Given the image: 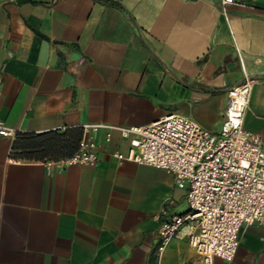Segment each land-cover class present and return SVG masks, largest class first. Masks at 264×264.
Here are the masks:
<instances>
[{
	"label": "crops",
	"instance_id": "obj_1",
	"mask_svg": "<svg viewBox=\"0 0 264 264\" xmlns=\"http://www.w3.org/2000/svg\"><path fill=\"white\" fill-rule=\"evenodd\" d=\"M118 1L0 0V122L17 130L0 135V264H203L187 227L160 249L185 191L115 156L136 145L109 126L178 112L216 131L248 73L244 125L264 142V0ZM72 131L96 142L95 163L58 164L79 144H33ZM215 264H264V227L243 225L234 259Z\"/></svg>",
	"mask_w": 264,
	"mask_h": 264
},
{
	"label": "built area",
	"instance_id": "obj_2",
	"mask_svg": "<svg viewBox=\"0 0 264 264\" xmlns=\"http://www.w3.org/2000/svg\"><path fill=\"white\" fill-rule=\"evenodd\" d=\"M244 1L221 0V5L227 10ZM255 80L246 73L240 83L229 88L224 118L216 131L178 112L147 125L109 126L124 137H133L136 145L127 153L116 151L115 156L166 169L185 191L189 209L163 221L160 249L187 227L189 244L203 264H215L216 258L230 262L239 249L243 225L264 227V142L259 133L244 125ZM16 132L0 122V135ZM110 137L108 133L106 139ZM97 160L96 142L85 137L76 152L58 164H91Z\"/></svg>",
	"mask_w": 264,
	"mask_h": 264
},
{
	"label": "trees",
	"instance_id": "obj_3",
	"mask_svg": "<svg viewBox=\"0 0 264 264\" xmlns=\"http://www.w3.org/2000/svg\"><path fill=\"white\" fill-rule=\"evenodd\" d=\"M105 3H111L118 7H123L118 0H100ZM19 133V132H18ZM81 138V133L78 131H72L69 134L63 135L57 132L36 135L33 139V144L37 147H44L46 149H67L70 154H72L79 144Z\"/></svg>",
	"mask_w": 264,
	"mask_h": 264
}]
</instances>
